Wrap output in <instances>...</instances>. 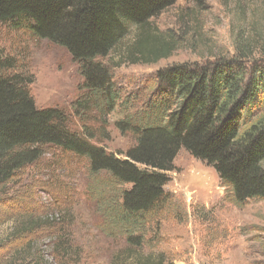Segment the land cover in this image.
Returning <instances> with one entry per match:
<instances>
[{
  "label": "trees",
  "instance_id": "obj_1",
  "mask_svg": "<svg viewBox=\"0 0 264 264\" xmlns=\"http://www.w3.org/2000/svg\"><path fill=\"white\" fill-rule=\"evenodd\" d=\"M176 2L0 0V27L24 29L37 40L63 48L83 79V94L72 104L71 116L59 108L38 109L29 91L32 79L11 72L13 58H0V227L13 224L0 239V264L80 260L77 240H71L58 215L41 213L31 188L15 185L53 149L84 160L93 177H108L101 185L108 192L93 189L98 215L94 229L122 242L115 258L121 264H172L162 254L143 255V249L147 235H157L166 216L184 221L164 191L180 150L212 167L234 204L264 201V121L255 120L264 102V67L253 59V44L243 36L236 37L229 60L156 72L140 108L114 123L121 134L133 137L123 157L92 143L98 139L86 123L105 125L120 100L110 67L99 60L116 52L134 30L137 38L126 53L129 61L150 64L167 58L175 43L153 31L151 21ZM260 17L264 27V0ZM256 36L263 33L257 31ZM71 119L81 124L80 132L72 129Z\"/></svg>",
  "mask_w": 264,
  "mask_h": 264
},
{
  "label": "rangeland",
  "instance_id": "obj_2",
  "mask_svg": "<svg viewBox=\"0 0 264 264\" xmlns=\"http://www.w3.org/2000/svg\"><path fill=\"white\" fill-rule=\"evenodd\" d=\"M260 12L261 0H177L151 21L153 31L165 34L167 41L175 43V49L167 58L150 64L132 63L126 58L137 38V30L132 31L116 52L99 60L110 67L120 100L105 125L97 120L86 123L98 139L92 143L123 157L133 145V137L121 134L114 123L140 108L159 70L219 58L229 60L235 52L237 36L253 44V59L263 68L264 27ZM257 31L263 37L257 38ZM0 58H13L16 66L11 72L32 79L29 91L38 109L59 108L72 115V104L83 94V79L66 50L33 38L27 30L1 26ZM256 112L255 120L264 121V102ZM72 120V129L80 132L81 124ZM100 129L105 131V137L100 136ZM173 165L164 191L172 196V206L177 211V204L184 221L166 216L159 233L147 235L143 255L162 254L172 264H264V201L249 199L239 206L234 204L213 168L184 150L178 152ZM23 174L15 181L16 187L31 188L39 211L58 215L71 240H77L80 260L64 264H121L115 258L121 254L122 242L104 238L94 229L98 215L93 189L108 192L101 186L106 182L102 180H108L105 174L93 177L84 160L54 149ZM14 196L11 204L15 207ZM12 226L8 222L0 227V239ZM39 244L44 246L46 241Z\"/></svg>",
  "mask_w": 264,
  "mask_h": 264
}]
</instances>
